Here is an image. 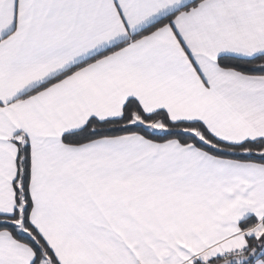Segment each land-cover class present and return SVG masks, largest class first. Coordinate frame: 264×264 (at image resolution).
<instances>
[{
  "label": "snow or ice",
  "instance_id": "6c2138e0",
  "mask_svg": "<svg viewBox=\"0 0 264 264\" xmlns=\"http://www.w3.org/2000/svg\"><path fill=\"white\" fill-rule=\"evenodd\" d=\"M0 264H264V0H0Z\"/></svg>",
  "mask_w": 264,
  "mask_h": 264
}]
</instances>
